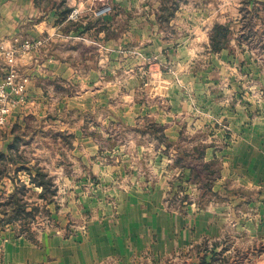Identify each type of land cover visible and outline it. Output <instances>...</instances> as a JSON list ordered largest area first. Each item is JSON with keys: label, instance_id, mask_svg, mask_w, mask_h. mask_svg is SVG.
<instances>
[{"label": "rangeland", "instance_id": "obj_1", "mask_svg": "<svg viewBox=\"0 0 264 264\" xmlns=\"http://www.w3.org/2000/svg\"><path fill=\"white\" fill-rule=\"evenodd\" d=\"M90 1L83 0L84 5L74 6L82 9V17L73 21L75 24L92 19V15L96 16L93 11L109 2L112 8L95 24L105 29L107 44L110 39L128 36L130 20L124 18L121 22L120 11L112 0ZM62 4L60 1L59 5ZM118 19L120 23L116 24ZM100 31L96 29L94 33L98 36ZM244 36L248 39L249 35ZM90 40L91 43L84 40L75 43V53L70 47L61 52L57 73L45 72L51 78L39 81L35 74L36 89L28 88L33 73L23 74L16 64L19 74L29 80L17 104L6 115L7 118L9 114H17V120L0 124V151L8 156L0 159V264H8L4 260V247L9 234L42 248L48 238L70 239L85 232L91 218L85 203L90 198H124L135 188L147 192L161 185L171 208L183 207L185 201L190 202L188 198L200 206L209 198H224L212 190L213 182L209 185L212 188H208L194 181L192 175L179 179L180 168L175 161L183 150L189 152L196 144L202 148L211 145L209 141L214 134L219 135L218 130L228 131L226 123L214 122V117L203 121L209 114L211 101L214 103V86L218 91L225 90L227 71L211 74L209 70L210 75H204L207 78L202 80V84L209 83V87L204 85L208 91L203 87L192 91L189 85L186 89L181 84L195 83L197 74L191 80L187 74L182 79V73L191 69L188 65L192 64L182 62L179 54H170L167 59L148 58L127 45V50L118 55L103 40L94 43ZM250 46L258 45L253 42ZM104 51L107 56L102 55ZM21 56L17 55V63ZM255 62L264 66V60ZM6 64L8 72L10 66ZM206 64L207 60L202 59L191 70H207ZM91 71L96 73L88 75ZM229 80L236 85L238 96H217L225 104L242 100L250 104L246 107L250 111L253 102L257 104L264 99V92L257 87L264 83V78L236 73ZM185 95V104L193 109L195 104L204 102L201 105L205 112L199 109L202 122L181 123L180 103ZM248 98L254 100L249 103ZM231 109L236 111L235 104ZM257 110L258 106L254 112ZM157 122H168L176 130L183 128L184 135L179 141L167 136L160 139L162 132H153L152 127L161 126ZM194 126L201 131L190 136L189 128ZM225 140L216 139L212 145L218 143L217 148L222 150L226 148ZM24 167L30 168L34 175L36 168H41L52 179L55 193L41 198L42 189L30 181ZM214 168L221 170V160L214 161ZM12 193L17 197L10 198ZM19 199L28 203L27 211L32 212L28 218L16 216ZM231 232L221 250L214 252L209 240L197 247L196 252L203 253L198 262L193 260L196 254L193 249L182 254L178 261L166 264H264V236L249 231L240 235L236 229ZM206 257L209 262H203Z\"/></svg>", "mask_w": 264, "mask_h": 264}, {"label": "crops", "instance_id": "obj_2", "mask_svg": "<svg viewBox=\"0 0 264 264\" xmlns=\"http://www.w3.org/2000/svg\"><path fill=\"white\" fill-rule=\"evenodd\" d=\"M112 2L120 11L121 22L124 18L130 20V30L128 36L110 39L107 44L105 29L95 21L109 10L92 15V19L79 25L67 20L68 13L64 11L84 5L83 0H0V79L7 72L4 49L20 47L26 41L42 42L18 59L20 72L29 76L33 73L28 85L30 89H36L35 74L39 81L44 77L51 78L45 72L56 70L53 73H57L60 67L58 59L63 56L60 53L69 47L75 53V43L82 40L87 43H91L90 39L92 43L97 39L103 40L105 46L114 47L112 50L118 55L127 50V45L148 58L167 59L170 54L177 53L182 62L192 64L188 65L191 69L206 59L207 70H184L183 80L186 74L190 80L197 75L195 83L184 81L181 86L188 89L189 85L192 91L202 90L204 85L209 87V83L202 84V80L207 78L204 75H210L209 70L211 74L227 71L225 90L218 91L214 86V103L211 101L212 106L208 105L209 114L203 119L214 117V122H224L228 126V131H217L220 136L214 134L215 140H227L223 142L226 148L218 149V143L212 145L214 137L209 141L211 145L203 148L205 162L221 160L220 175L210 188L224 198H209L201 206L188 198L190 202L185 201L183 207L171 208L166 203L163 185L147 192L135 188L124 198H90L85 203L91 216L85 232L70 239L48 238L42 248L23 238L14 239L9 234L8 244L4 247V260L8 264H166L167 261H178L187 251L195 249L196 252V248L206 240L211 242L214 252L223 249L222 243L234 229L240 235L249 231L259 237L264 236V99L257 104L253 102L250 111L246 108L250 104L246 105L245 101L225 104L217 99L220 95L238 96L236 85L229 80L236 73L264 78V66L255 62L264 60V0ZM116 21V24L120 23L119 19ZM217 23L229 25L231 34L227 47L214 52L210 37ZM96 29H102L98 36L94 33ZM244 34L249 35L248 39ZM253 42L258 46H250ZM102 55L107 56V51ZM93 73L96 71L88 75ZM257 87L264 92L263 82ZM250 100L249 103L254 99ZM185 102L186 95L184 102L180 103L183 112L181 123L202 122L199 109L205 112L201 105L204 102L195 104V110ZM234 104L236 111L231 109ZM257 106L259 110L254 112ZM16 115L9 114L6 118L8 123H14ZM191 117L195 119L191 120ZM158 124L164 126L165 137L169 140L179 141L184 135L183 128L176 130L168 122ZM189 130L190 136H197L201 128L194 126ZM196 147L199 146L196 144L188 151L193 153ZM177 165L180 168L178 178H190L191 169ZM202 255L196 252L193 260L198 262V256L201 258ZM205 260L209 262L207 257L203 262Z\"/></svg>", "mask_w": 264, "mask_h": 264}, {"label": "trees", "instance_id": "obj_3", "mask_svg": "<svg viewBox=\"0 0 264 264\" xmlns=\"http://www.w3.org/2000/svg\"><path fill=\"white\" fill-rule=\"evenodd\" d=\"M71 10L70 8H66L64 13L67 14ZM231 34V27L227 24H215L212 33H211V48L214 52H219L227 47L229 42V35ZM153 132H162L160 139L165 138L164 134V126L153 125ZM183 154H180L178 159L176 160V164H181L184 167H189L192 172V179L194 181L200 183L204 187H208L212 184L214 180H216L220 175L219 168H214V161L205 162L203 160L204 157V149L202 147H196L193 153L187 152L183 150ZM8 156L2 152H0V159L5 160ZM23 168V167H22ZM201 168V169H200ZM30 174V181L40 187L42 192L40 193V197L46 199L48 195H52L55 193L53 189V181L52 179L45 173L41 168H36V174L34 175L30 168H25ZM208 172V174H205ZM24 185V184H22ZM209 186L208 188H210ZM50 193V194H49ZM17 194L12 193L10 198H16ZM52 197V196H51ZM18 209L16 211V216L22 214V216L29 217L32 212L27 211V202L23 200H18ZM37 207H35L36 209ZM11 221V220H8Z\"/></svg>", "mask_w": 264, "mask_h": 264}, {"label": "built area", "instance_id": "obj_4", "mask_svg": "<svg viewBox=\"0 0 264 264\" xmlns=\"http://www.w3.org/2000/svg\"><path fill=\"white\" fill-rule=\"evenodd\" d=\"M111 5L109 2L104 3L99 8L95 9L93 12L95 15H100L102 13L110 10ZM82 17V9L80 7H74L68 15L67 20L77 21ZM42 42L38 41H26L21 47V49L9 48L4 49L3 54L6 61L8 62L10 68L6 75L0 79V124H4L6 120V115L10 111L11 106H15L18 102L19 95L22 94L26 84L28 83V77L21 76L16 67L17 55L19 53L25 54L32 49L39 46ZM13 93V95H12Z\"/></svg>", "mask_w": 264, "mask_h": 264}]
</instances>
